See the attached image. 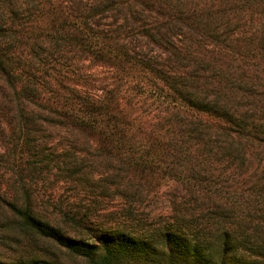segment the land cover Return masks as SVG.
Here are the masks:
<instances>
[{"label":"trees","instance_id":"obj_1","mask_svg":"<svg viewBox=\"0 0 264 264\" xmlns=\"http://www.w3.org/2000/svg\"><path fill=\"white\" fill-rule=\"evenodd\" d=\"M0 264H264V0H0Z\"/></svg>","mask_w":264,"mask_h":264},{"label":"rangeland","instance_id":"obj_2","mask_svg":"<svg viewBox=\"0 0 264 264\" xmlns=\"http://www.w3.org/2000/svg\"><path fill=\"white\" fill-rule=\"evenodd\" d=\"M98 75L100 78L107 76V74H105L103 72H98ZM60 193H61V196L63 197L62 199H67L70 195H75V194L81 193V192L79 189L74 188V186H72V185H64L63 189L61 188ZM81 197L83 198V195H81Z\"/></svg>","mask_w":264,"mask_h":264}]
</instances>
